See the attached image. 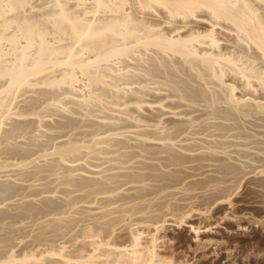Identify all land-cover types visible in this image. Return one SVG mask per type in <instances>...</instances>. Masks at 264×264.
Instances as JSON below:
<instances>
[{"label": "bare ground", "instance_id": "bare-ground-1", "mask_svg": "<svg viewBox=\"0 0 264 264\" xmlns=\"http://www.w3.org/2000/svg\"><path fill=\"white\" fill-rule=\"evenodd\" d=\"M87 1L0 0L2 148L28 154L40 141L35 130L62 137L43 129L46 116L19 106L41 104L56 87L71 93L63 112L78 117L68 124L109 127L88 139L70 130L75 136L64 133L34 158L1 163L0 264H215V232L205 238L190 223L203 214L191 200L210 188L187 186L202 182L204 171L193 170L204 168L206 176L264 175V161L257 169L241 155L258 153L234 141L242 122L264 121V0ZM22 92L31 97L16 101ZM94 107L103 116L93 118ZM30 129L25 147L13 135ZM35 168L44 174L25 182ZM226 176H215L211 191H231ZM167 224L185 225L196 243L161 233Z\"/></svg>", "mask_w": 264, "mask_h": 264}, {"label": "rangeland", "instance_id": "rangeland-1", "mask_svg": "<svg viewBox=\"0 0 264 264\" xmlns=\"http://www.w3.org/2000/svg\"><path fill=\"white\" fill-rule=\"evenodd\" d=\"M90 1V0H89ZM89 1H87V2H89ZM66 42V41H65ZM44 86V85H43ZM42 86V87H43ZM46 88H51V87H48V86H45ZM83 87V86H82ZM44 88V87H43ZM45 88V89H46ZM55 88V87H54ZM57 88V87H56ZM56 88L53 90L54 92H52L51 91V94H53V95H51L50 93L46 96V97H43L42 99H44V100H46L45 102H44V100H40L41 101V104L38 102L36 105H34V104H32L34 107L32 108V106H31V109H29V103H30V99H29V97H31V92H29V93H27L26 92V94H24L25 92H22L23 94H22V96L20 95V93H19V95L20 96H18V93H16L17 94V97H16V99H18V100H16V99H14V97H13V99H14V102H15V100L16 101H20L19 99H21V100H26V99H29L28 101H26V103L27 104H25V102H22V101H20V103H19V106H21L22 107V105H23V107L25 106V107H28L27 108V110L28 111H30V112H32L34 109H35V111H38V114H40L41 116H46L45 118H47V120L48 121H50V123L48 122L47 124H45V125H43V129H51L50 131H62V134L63 135H65L66 133L70 136L69 138H71V135H74L75 136V134H71L72 132L73 133H75L74 131H76V133L78 132V131H80V130H83L82 131V135H83V137H82V135L80 136V138L82 137L83 139H88L89 137H93L94 135H96V134H94L93 135V133H92V131L94 132V129H95V131H99L100 132V128H103L102 129V131H104V130H106V129H108L109 127H100V126H97L95 123H94V121H90V122H80V121H75V123H73V124H68V121H69V118L68 117H71V118H75L76 119V117L75 116H77L78 117V115H68L67 116V114H68V111L66 110V109H68V107H70V108H72L73 107V104L71 103V101L70 100H64V98H66L67 97V95H68V93H66V90H65V87H64V89H63V91L61 90L62 88H60V92H61V94H59L60 92H58V91H56L55 92V90H56ZM52 89H53V87H52ZM59 89V88H58ZM57 89V90H58ZM64 90H65V93H63L64 92ZM87 88L85 89L84 87L82 88V92H81V94L83 95L84 93H86L87 92ZM49 91H50V89H49ZM57 92H58V94H57ZM33 93V92H32ZM54 93H56V94H54ZM66 94V95H65ZM86 94H88V92L86 93ZM51 95V96H50ZM56 95V96H55ZM70 95H71V93H70ZM70 95H68V96H70ZM25 96V97H24ZM53 96V97H52ZM66 96V97H65ZM84 96H85V94H84ZM20 97V98H19ZM21 97H24V99L23 98H21ZM34 97V96H33ZM49 97V98H48ZM56 99H55V98ZM26 98V99H25ZM52 98H54V99H52ZM109 98L110 97H108L107 98V100H109ZM12 99V100H13ZM59 99V100H58ZM61 100H63L62 102H61ZM106 100V102H109V101H107ZM113 100V99H112ZM43 101V102H42ZM64 102V103H63ZM68 102V103H67ZM17 103V102H16ZM16 103H14L12 106L13 107H16V106H18ZM16 104V106H14ZM66 105H69V106H66ZM72 105V106H71ZM16 107V109L17 108H21V107ZM22 107V108H23ZM43 107V108H42ZM64 107V108H63ZM66 107V108H65ZM69 108V109H70ZM95 108V107H94ZM98 108V110L100 109L99 107H97ZM97 108H95L93 111H95V110H97ZM15 108H14V110H16ZM33 109V110H32ZM65 111H67V112H65V113H67L66 115H65V113L63 112L64 110ZM43 110V111H42ZM43 114H42V113ZM63 112V113H62ZM70 114V113H69ZM93 114H95V115H92V117L94 118L95 116H96V114H98L97 115V117L98 116H103L102 115V113H100V110L99 111H95V113H93ZM100 114V115H99ZM39 115V116H40ZM3 116V115H2ZM6 116H9V115H6ZM21 116H23L24 118H26V117H32V116H38V115H21ZM48 116V117H47ZM11 117V118H10ZM10 117H5V119H4V121H5V124L3 125V127L4 128H6L7 126H10L12 123L11 122H13L12 120H13V118L15 119L17 116H15V115H10ZM97 117H95V119L97 118ZM18 118H20V115H19V117ZM22 118V117H21ZM250 120H252V122L250 123L249 121L250 120H248V122L247 121H244V122H242L241 124H242V128H236V130H235V127L233 128V126L231 127L232 129V131L231 132H233V129L236 131V132H238V133H235V137H237V139L233 136V135H231L232 137V139H234L235 138V140L234 141H237V140H240L241 142H242V147L241 146H238L239 144H241V143H237V147H239V148H242V149H244V150H247L248 149V151L251 149V151H254L258 156L259 155H263L262 157H264V154L262 153V152H264V133L262 132L263 130H264V125H263V127L261 126L262 124H264V121H261V120H257L256 118H254V117H251V118H249ZM256 119V120H255ZM253 121H255V122H257L256 124H258L257 126H255L256 124L253 122ZM253 123V124H252ZM261 125H260V124ZM10 124V125H9ZM62 125V126H60V125ZM64 124H66V125H64ZM246 124V125H245ZM67 125H69V126H67ZM243 125H244V127H243ZM65 126V127H64ZM71 126V127H70ZM249 126H250V128L251 129H249ZM259 126V127H258ZM61 127V128H60ZM66 127H68V128H66ZM3 128V129H4ZM74 130H73V129ZM83 128V129H82ZM97 128H99V130H97ZM105 128V129H104ZM229 128L230 127H228L227 129L225 128V129H223L224 131H225V133H226V131H229ZM253 128H254V130H253ZM256 128H257V130L258 129H261L262 131H259V133L261 134H258V131H255L256 130ZM213 128H211L210 130H212ZM238 129V130H237ZM242 130V132H241V130ZM245 129V130H244ZM31 130H33V129H30V130H26V133H25V131H23V133H21V132H19V133H17V135H13L14 136V138H16V141L17 142H19L20 141V143H21V141L24 143H22V145L24 146V145H26L25 147H27L28 145L30 146V144H29V139H27V138H29V135H30V133L32 132ZM66 130V131H65ZM72 132H71V131ZM78 130V131H77ZM89 130V131H88ZM240 130V131H239ZM244 130V131H243ZM64 131V132H63ZM70 131V132H69ZM247 131V132H246ZM27 132H30V133H27ZM33 132H36V133H38L39 135V140L40 141H38L39 142V146L38 145H35L34 146V148H33V146H32V148H31V150H30V152L28 153L29 154V156H27L28 154H27V152H26V154H25V152H23V153H21V152H18V154H16L15 155V153L13 152V156H12V154H10V153H7V150L6 149H3L4 147H3V145H5L4 144V142L2 143V141H5V143H6V141H8L9 139H8V137H6L5 135H3V136H1L2 138H0V166H1V163H3V164H6L7 165V163H10L11 161L12 162H14V161H16V160H20V159H22V158H24V154H25V157H29V158H34V157H36L37 155L36 154H38V153H40V151H42V150H44V149H49V148H53V146H54V144H53V142L54 143H56L57 144V140L58 141H60V140H62V139H64L65 138V136H63L62 135V137L61 138H59V136L58 135H56L55 133H53V134H45V135H43L41 132H39V131H33ZM69 132V133H68ZM89 132H91L90 134H91V136L89 135ZM229 133V134H232V133ZM252 132V133H251ZM257 132V133H256ZM0 133H1V130H0ZM65 133V134H64ZM87 133H88V135H87ZM242 133V134H241ZM244 133L246 134V133H248V134H246L245 136H243L244 135ZM251 133V134H250ZM253 133H254V135H253ZM263 133V134H262ZM2 134H3V132H2ZM24 134H26V135H24ZM29 134V135H28ZM229 134H227V135H229ZM239 134H241V137H240V135ZM251 136H250V135ZM20 135V136H19ZM247 135H249V136H247ZM257 136L258 135V137H262V141L260 142V139H255L253 136ZM19 136V137H18ZM25 136V137H24ZM243 136V137H242ZM255 136V137H256ZM21 137V138H20ZM64 137V138H63ZM73 137V136H72ZM86 137V138H85ZM88 137V138H87ZM245 137H247V138H245ZM249 137V138H248ZM257 137V138H258ZM5 138H7L8 140H4ZM59 138V139H58ZM245 138V139H244ZM11 139V138H10ZM252 139H254V140H256L254 143H253V141L254 140H252ZM12 140V139H11ZM15 140V139H14ZM26 140L28 141V142H26ZM252 141V142H251ZM43 144H42V143ZM47 142V143H46ZM49 142L51 143L50 145H49ZM239 142V141H238ZM258 142V143H257ZM3 145H2V144ZM246 143H249V144H246ZM46 144V145H45ZM244 144H246V145H244ZM53 145V146H52ZM249 145V146H248ZM255 145V146H254ZM259 145V146H258ZM261 145V146H260ZM28 146V147H29ZM30 146V147H31ZM42 146V147H41ZM245 148H244V147ZM253 146H254V148H253ZM258 146V147H257ZM3 147V148H2ZM38 147V148H37ZM41 147V148H40ZM260 147H263V148H261L260 149ZM40 148V149H39ZM257 148H259V149H257ZM3 149V150H2ZM6 150V151H5ZM259 150L261 151V152H259ZM39 151V152H38ZM257 151V152H256ZM9 152V151H8ZM23 154V155H20V154ZM31 153V154H30ZM34 153H35V155H34ZM248 154V156H247V158L245 157V155H244V153L242 154L241 153V155H243L244 156V160L246 159V160H248V161H250V159L252 160V161H250L251 163H255V164H252V167L254 166H257V169H260L261 167L259 166V164H261V162H263L264 161V159L263 160H261L262 159V157L261 156H259L260 158H257L258 156H256L255 155V157H254V155H252V154H250L251 152H247ZM15 155V156H14ZM33 155V156H32ZM240 155V154H239ZM240 155V157L242 158L243 156H241ZM21 156H23V157H21ZM32 156V157H31ZM253 156V157H252ZM248 157L250 158V159H248ZM254 160H253V159ZM258 160H256V159ZM260 162V163H259ZM262 166H263V163L261 164ZM2 167H3V165H2ZM5 167V166H4ZM251 167V168H252ZM212 168H214V169H212V172H213V170L215 171L216 169H218L217 167H212ZM216 168V169H215ZM244 168H246L247 170H249V166L248 165H246V167L244 166ZM263 168V167H262ZM36 169V168H35ZM245 169V170H246ZM6 171L7 170V168L6 169H2L1 168V171H0V178H5V173H3L4 171ZM32 170H34L33 168H32ZM219 170V169H218ZM217 170V171H218ZM246 170V171H247ZM252 170V169H251ZM3 171V172H2ZM37 171L38 172H40V174H44V171H40L38 168L35 170V173H33L32 171H30V169H29V172H31V173H28L27 175L29 176L30 174H32V175H30L29 177H32L33 176V178H29L27 175L24 177L25 179H26V177H28L27 179H26V181L25 182H30V181H32L33 179H36V178H38V173H37ZM46 171V170H45ZM194 172L195 171H201V172H203L204 171V174H205V176H203L204 174H202L201 176H198L199 178H201L200 180L202 181L200 184H198L197 183V185H196V182H194V181H191V182H193V184H191V182L189 181L188 183L189 184H186V186L187 185H190V186H187V187H190V188H188V189H192L191 187H194V183H195V186L196 187H198V190H196L197 188H193L191 191H193V190H195L196 192H194V193H197V192H201L204 188H210V189H208L209 190V194L207 195L208 196V198H207V196H205L204 198L202 197H198V198H196L195 197V199H193V200H191V201H194V202H196L195 204H194V202L192 203V205L191 206H193V205H195L194 207H193V209H195V210H199V211H201V212H203V214L201 215V216H198V217H194L193 219H191V221H190V223H192L194 226H196V227H200V229H202L201 231H203V232H205V238L206 237H210L211 236V238H213V239H215V243H213L212 245H214V246H212L209 250L211 251V254L213 255L212 257L213 258H211V259H215L216 260V262H215V264H264V175H262V176H254V175H246V176H241L242 174L241 173H239V175H236V177L233 175V177L231 176V174L229 175V176H226V175H221V173L219 174L218 172H213L212 174L209 172H207L208 173V175L209 174H211V175H214V176H210V178H209V176H206L207 174L205 173V168H204V170H193ZM193 171H191V172H193ZM48 172V171H47ZM201 172H199V173H201ZM37 173V174H36ZM46 173V172H45ZM195 173H197V172H195ZM198 173V174H199ZM218 173V175H216ZM243 173V172H242ZM7 174V173H6ZM4 176V177H3ZM16 176L17 175H15L14 177L16 178ZM20 176V175H19ZM19 176L17 177V178H19ZM35 176H36V178H35ZM220 177L221 179H223V180H219L218 179V183H222V182H220V181H226V178H225V176L228 178H230V181H232V182H230L231 184H233L234 186L236 185V188L234 189V187H232L231 186V184H229L228 183V185H230V187H231V191H228V190H230V188L226 191H223V192H218L217 191V189H215L214 190V192L213 191H211V190H213L212 188H214L215 187V185H214V182H216L217 183V181H215L216 180V177ZM197 177V176H196ZM206 177V178H205ZM208 178V179H207ZM214 178V179H213ZM232 178V179H231ZM239 180H238V179ZM242 178V179H241ZM257 178V179H256ZM31 179V180H30ZM205 179V180H204ZM211 179H213V180H211ZM30 180V181H29ZM238 180V181H237ZM260 180V181H259ZM204 181V182H203ZM209 181H211V182H209ZM213 181V182H212ZM224 181V182H225ZM234 181V182H233ZM207 182H209V183H207ZM228 181H226L225 183H227ZM203 183V184H202ZM205 183V184H204ZM215 183V184H216ZM212 184H213V186H212ZM205 185V186H204ZM185 186V187H186ZM212 188H211V187ZM59 188V187H58ZM60 190H61V188H59ZM58 189V191H60ZM187 189V191L189 192V195L187 196V194H188V192H187V194H186V196L187 197H189L190 196V191ZM202 189V190H201ZM205 189V190H206ZM259 189V190H258ZM57 190V189H56ZM263 191V192H261V191ZM260 191V192H259ZM20 192H22V190L20 191ZM192 192V194H191V196L194 194ZM226 192V193H225ZM227 192H229V193H227ZM255 192V193H254ZM257 192H258V194H257ZM212 195H211V194ZM216 193H217V195L218 196H214V195H216ZM220 194V196H219V194ZM225 194V195H224ZM222 195V196H221ZM224 195V196H223ZM226 195H228V196H226ZM214 196V197H213ZM207 198V199H206ZM220 198V199H219ZM82 199H84V201L82 200ZM81 200L83 201V202H85V201H93L91 198L89 199H85V198H82ZM95 199V201H96V198H94ZM203 200V202H202V200ZM214 199V200H213ZM81 200H76V201H79V203L80 202H82ZM198 200V201H197ZM219 200V201H218ZM98 202V201H97ZM199 202V203H198ZM62 203V202H61ZM201 203V204H200ZM197 204V205H196ZM62 205V204H61ZM63 207H64V209L67 207L66 205H62ZM66 206V207H65ZM63 207H61L62 209H63ZM196 207V208H195ZM10 209H12V210H14V212L12 211V213H15V212H17V210H15V209H13V208H11V207H9ZM7 209L6 211V213H8V214H10L11 213V211H10V209ZM198 208V209H197ZM181 209V208H180ZM8 210H9V212H8ZM177 210H179V209H177ZM181 210H184L185 211V208L183 209H181ZM203 210V211H202ZM208 210V211H207ZM48 211V210H47ZM50 211V212H49ZM48 212V214H51V212L53 211V210H49ZM19 212V211H18ZM177 212H181V211H177ZM8 214H7V216H8ZM41 216H39V214L37 215V216H39V217H42V216H45V214H40ZM208 219H207V218ZM6 218V217H5ZM23 218V217H22ZM21 218V219H22ZM25 218H27V217H25ZM24 218V219H25ZM8 219V217L5 219V221ZM8 220H10V218L8 219ZM7 220V221H8ZM184 224V223H183ZM183 224H177V226H171V225H166L165 226V228H163L162 229V232L161 233H164V234H167L168 235V237H175V236H180V237H182L181 239H182V242H183V244H184V246H193L196 242L195 241H192V234H190V233H188L187 232V227L185 226V225H183ZM208 224V225H207ZM168 228V229H167ZM209 230V231H208ZM214 233V234H211V233ZM208 233V234H207ZM211 235H210V234ZM185 234V235H184ZM206 235H208V236H206ZM210 235V236H209ZM215 235V236H214ZM203 237H204V234L202 235ZM0 237H1V235H0ZM216 239H217V241H216ZM208 259H210V258H208ZM207 259V260H208ZM191 262H193V260L191 261ZM203 262H205V261H200V263L199 264H203Z\"/></svg>", "mask_w": 264, "mask_h": 264}]
</instances>
